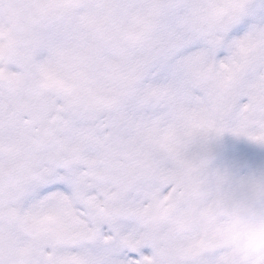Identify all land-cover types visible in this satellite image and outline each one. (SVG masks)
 Listing matches in <instances>:
<instances>
[{"label":"snow or ice","instance_id":"6c2138e0","mask_svg":"<svg viewBox=\"0 0 264 264\" xmlns=\"http://www.w3.org/2000/svg\"><path fill=\"white\" fill-rule=\"evenodd\" d=\"M0 264H264V0H0Z\"/></svg>","mask_w":264,"mask_h":264}]
</instances>
